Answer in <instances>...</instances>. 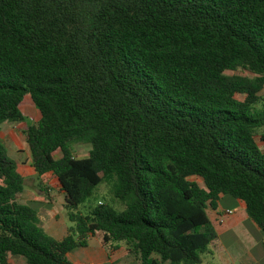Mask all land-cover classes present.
I'll return each instance as SVG.
<instances>
[{"label":"trees","instance_id":"1","mask_svg":"<svg viewBox=\"0 0 264 264\" xmlns=\"http://www.w3.org/2000/svg\"><path fill=\"white\" fill-rule=\"evenodd\" d=\"M262 95L264 0H0V125H21L71 224L45 232L0 141V264H70L90 236L141 264H203L222 197L264 232ZM104 184L123 210L81 211Z\"/></svg>","mask_w":264,"mask_h":264},{"label":"crops","instance_id":"2","mask_svg":"<svg viewBox=\"0 0 264 264\" xmlns=\"http://www.w3.org/2000/svg\"><path fill=\"white\" fill-rule=\"evenodd\" d=\"M28 108L31 114L33 110ZM224 198H221L214 210H208L216 239L203 256V264H264V232L248 217L242 202L222 204ZM59 207L56 212L45 208L37 211L43 229L57 241L66 236L70 227L66 224L68 218L64 204ZM226 211H232V214L226 215ZM67 258L70 264H141L139 255L131 253L124 243L106 245L95 236H90L85 247L73 250ZM6 264L26 262L20 257H9Z\"/></svg>","mask_w":264,"mask_h":264},{"label":"rangeland","instance_id":"3","mask_svg":"<svg viewBox=\"0 0 264 264\" xmlns=\"http://www.w3.org/2000/svg\"><path fill=\"white\" fill-rule=\"evenodd\" d=\"M229 75H239V76H252L248 72H235L228 73ZM33 103L30 97L26 96L21 104L23 108H21V112L24 116L25 123L27 125L36 124L40 115L35 107L32 106ZM25 106V107H24ZM28 107H31L33 112L29 114ZM259 111L264 110V95H262L261 102L256 107ZM261 133H264V130L259 131L256 137V141L258 142V146L260 149L264 150V144L260 143L259 136ZM0 141L4 145V148L8 154V156L17 163L18 172L24 179V193L21 197L22 204H28L27 206L33 208L36 211H39L41 208H45L48 210L58 211L60 209V204H65L64 195L60 191L57 181L52 178L50 175L44 177H38L32 167H31V158L28 146L25 142V136L21 131L20 124H12V123H4L0 125ZM88 148L84 146L75 147L74 156L77 159H84L88 155ZM61 156L60 152L55 153V159H59ZM191 181L197 182L200 186H203L202 180L198 178H191ZM48 195L46 197L45 195ZM226 202H238L230 197H225L223 203ZM111 204L118 211L123 210V206L120 205L119 202L113 201L112 196L110 194V188L107 185H101L97 189L95 196L86 204V207L80 209L84 211L86 208L90 206H94L97 204ZM42 204H56V205H42ZM44 218H46L44 216ZM62 218V216H61ZM66 224L71 226L68 219H66Z\"/></svg>","mask_w":264,"mask_h":264},{"label":"built area","instance_id":"4","mask_svg":"<svg viewBox=\"0 0 264 264\" xmlns=\"http://www.w3.org/2000/svg\"><path fill=\"white\" fill-rule=\"evenodd\" d=\"M225 214L230 215V214H232V211H226Z\"/></svg>","mask_w":264,"mask_h":264}]
</instances>
